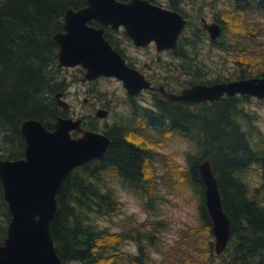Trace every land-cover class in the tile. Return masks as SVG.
<instances>
[{
  "label": "trees",
  "instance_id": "trees-1",
  "mask_svg": "<svg viewBox=\"0 0 264 264\" xmlns=\"http://www.w3.org/2000/svg\"><path fill=\"white\" fill-rule=\"evenodd\" d=\"M248 2L236 0V10L264 15V0ZM83 4L84 0H0V158L23 156L19 126L24 119H35L51 129L58 90L51 75L56 66L51 35L61 30L65 8L76 9ZM167 7L176 9V2L168 0ZM220 37L221 33L209 42L215 44ZM193 45L194 41L182 37L174 48L180 54L177 66L189 73V84L204 76L199 66L191 62ZM217 46L221 47V43ZM224 46L230 44L226 42ZM187 47L191 53L185 55L183 50ZM237 77L250 75L241 72ZM248 98L222 96L198 103L156 99L150 109L134 111L129 124L105 131L111 141L105 153L73 168L55 193L56 210L49 222V233L61 264H98L104 247H111L102 239V229L90 222L92 214L110 216L117 211L113 192L105 186L108 171L122 184L151 198L153 151L127 136L134 121L150 134L178 135L193 144L197 154H187L185 173L198 195L199 219L212 235L197 171L198 162L208 159L222 210L229 220V237L217 255L209 242L207 264H264V134L241 107ZM246 171L258 176L252 189L243 178ZM8 220L0 185V243ZM135 233L138 240L139 233ZM153 237L150 235L149 239L154 241ZM145 257V250L139 245L138 255L131 260L140 264Z\"/></svg>",
  "mask_w": 264,
  "mask_h": 264
},
{
  "label": "rangeland",
  "instance_id": "rangeland-1",
  "mask_svg": "<svg viewBox=\"0 0 264 264\" xmlns=\"http://www.w3.org/2000/svg\"><path fill=\"white\" fill-rule=\"evenodd\" d=\"M149 1L174 10L186 20L182 28L183 38L194 41V59L191 62L197 64L199 72L204 74L199 83L212 84L217 78V82L236 80L241 72L263 77L259 76L264 75L263 14L236 10V0H174L176 9L167 7L168 0ZM247 1L252 3V0ZM202 22H220L221 37L217 43L209 42ZM226 42L229 47L224 46ZM219 43L221 47L217 46ZM188 53H191L190 47L183 50V54ZM146 55L139 53V61L150 63ZM163 58L168 59L166 56ZM178 61L179 57L173 60L169 72L159 63H150L154 65L157 78H165L161 82L173 90H178L177 83L189 85V73L175 66ZM51 75L58 84L57 91L61 90L62 99L68 105L66 110L58 107L60 111L57 110V113L71 119L82 118L83 128L105 133L114 122L128 117L129 104L123 87L113 78L81 82L79 78L83 76L78 69L57 65L51 69ZM83 98L88 99L85 104L82 103ZM100 104H107L110 109L103 119L93 117L92 108ZM241 107L252 117V123L259 132L264 134V99L251 96L241 103ZM134 123L135 127L127 136L153 151L151 198L122 184L112 172L106 173L105 186L113 192L117 211L110 216L90 215V222L102 229V239L111 246L104 247L98 264H135L131 258L138 255L139 245L146 254L140 264H207L208 244L213 243V237L199 219L198 195L188 183L185 173L187 154H197V151L191 142L178 135L150 134L141 130L136 121ZM120 124L129 122L125 119ZM71 132L72 137L79 135L78 132ZM243 178L250 189L259 181L254 171L244 172ZM135 232L139 233L138 240ZM150 235H154L153 242L149 239Z\"/></svg>",
  "mask_w": 264,
  "mask_h": 264
},
{
  "label": "water",
  "instance_id": "water-1",
  "mask_svg": "<svg viewBox=\"0 0 264 264\" xmlns=\"http://www.w3.org/2000/svg\"><path fill=\"white\" fill-rule=\"evenodd\" d=\"M76 10L67 7L62 14V29L51 35L57 48V66L80 65L83 78L113 76L128 94H135L149 84L135 70L123 63L102 37V28L86 25L90 19L116 28L122 25L136 45L152 40L156 49L173 47L184 19L168 9L146 0H84ZM201 26L214 39L219 28L215 23ZM252 96L264 99V78L248 77L209 85L193 84L178 94L166 93L173 101H213L222 96ZM56 101L62 109L66 103ZM96 116H104L97 111ZM78 119L57 116L52 130L35 119H24L19 132L24 142L23 156L0 158V185L9 220L0 243V264H61L49 233V222L56 210L55 193L61 181L76 166L100 157L110 140L103 134L83 130ZM76 130L80 136L72 137ZM203 185V202L211 224L212 249L219 254L229 237V220L222 210L216 179L207 158L197 164Z\"/></svg>",
  "mask_w": 264,
  "mask_h": 264
},
{
  "label": "flooded vegetation",
  "instance_id": "flooded-vegetation-1",
  "mask_svg": "<svg viewBox=\"0 0 264 264\" xmlns=\"http://www.w3.org/2000/svg\"><path fill=\"white\" fill-rule=\"evenodd\" d=\"M88 25H91V26L96 27V28L101 27L103 38L108 42L110 47L117 53V55H119V57L123 60L124 64L126 66H128L129 68L135 70L138 74L142 75L143 79H145L149 83L148 89H142L137 94H134V95L128 94L123 89L125 98L127 99L126 102H128V104H129V115L126 118H120L117 122H114L111 126H109L107 128L106 131L112 130V129H115V128H118L121 126L124 127L123 125H121V124L118 125V124L123 123L125 121V119H127V121H129L131 119V117L133 116L132 113L134 111H137L136 113H138L139 109H150L153 106L154 101L156 99H158L160 101L162 99H165V100L172 102L170 99L167 98L166 93H168V92H175V93L177 92L178 93L183 87H186L184 85V83H177L176 88L178 90L170 89L167 86V84H165L164 82H161V80H166L165 78L164 79L157 78V76L155 74L154 65L150 64L152 61L155 64L159 63L165 70H167L169 72L172 69V64H173V60H174V57H173L174 51L172 49L157 51L153 42H149L143 46L136 45L131 41V39L126 35V32L124 31V29L120 26L116 27V28H111L110 26H101L96 21H90L88 23ZM218 26H219V24H218ZM220 30H221V28L219 26V31ZM139 53H141L142 56H145V57L147 56L146 54H148V56H149L148 60L150 63L145 62L144 60L140 62L139 56H138ZM175 55L180 56L179 52H175ZM153 56H154V58H153V60H151V57H153ZM164 56L168 57V59L163 58ZM175 66H177V64ZM63 68H67V69L68 68H76L79 70V73H81V75L83 76L82 73L84 71L80 66L63 67ZM179 69L183 71L182 68H179ZM98 78H103V76H99L96 79H93L90 81H95ZM104 78H111V77H104ZM79 79L81 82H89L87 80H82V77ZM113 79L115 80V78H113ZM155 80H157V81H155ZM116 81L121 85V83L118 80H116ZM59 92H61V90ZM61 96H62V92H61ZM138 98H140V99H138ZM87 100H88L87 98H83L82 103L85 104L87 102ZM55 101H56V98L54 96V105H53L54 115L55 116L61 115V114L57 113V110L59 108L61 110H66L68 105L66 106L65 109H62L61 107H59L58 104L55 103ZM58 111H60V110H58ZM97 111H104V116L97 117L95 114ZM92 112H93V117L103 119L109 114L110 109H109V106L107 104H100L99 107H97V108L93 107ZM77 119L80 121L79 126H81L82 125V118H77ZM81 128H83V127L81 126ZM133 128L134 127H132L131 129H133ZM83 129H85V128H83ZM131 129H129V131ZM85 130H88V129H85ZM90 131H92V130H90ZM71 134H76V131H72Z\"/></svg>",
  "mask_w": 264,
  "mask_h": 264
},
{
  "label": "bare ground",
  "instance_id": "bare-ground-1",
  "mask_svg": "<svg viewBox=\"0 0 264 264\" xmlns=\"http://www.w3.org/2000/svg\"><path fill=\"white\" fill-rule=\"evenodd\" d=\"M168 97V96H167Z\"/></svg>",
  "mask_w": 264,
  "mask_h": 264
}]
</instances>
